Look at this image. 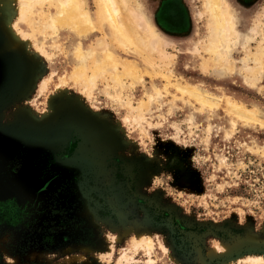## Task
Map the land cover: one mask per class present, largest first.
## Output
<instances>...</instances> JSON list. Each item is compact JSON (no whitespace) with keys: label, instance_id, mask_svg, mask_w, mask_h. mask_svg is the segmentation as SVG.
Returning a JSON list of instances; mask_svg holds the SVG:
<instances>
[{"label":"rangeland","instance_id":"374dc122","mask_svg":"<svg viewBox=\"0 0 264 264\" xmlns=\"http://www.w3.org/2000/svg\"><path fill=\"white\" fill-rule=\"evenodd\" d=\"M137 1L175 55L172 82L199 86L221 99L219 106L200 112L186 96L166 92L156 74H143L135 85L126 78L117 88L104 71L87 97L84 78L75 76L80 39L67 30L53 38L54 26L37 25L49 2L20 23L30 41L11 52L4 50L3 25L7 16L16 19L17 3L7 7L0 0V264H245L239 259L264 257V128L238 121L222 99L256 109L264 123V74L252 88L239 73L244 37H251L252 52L264 39V6L248 11L228 0L243 34L232 52L236 73L229 75L201 70L200 58L209 57L200 45V54L195 51L207 33L201 0L164 1V24L191 30L184 39L156 23L161 0ZM86 3L95 17V0ZM95 25L81 39L87 51L105 37ZM106 41L122 61L172 76L167 66L151 67ZM141 103L140 113L134 111ZM136 230L154 241L151 263L131 246ZM236 242L240 249L210 257L216 244ZM125 251L134 261L123 260Z\"/></svg>","mask_w":264,"mask_h":264},{"label":"bare ground","instance_id":"6f19581e","mask_svg":"<svg viewBox=\"0 0 264 264\" xmlns=\"http://www.w3.org/2000/svg\"><path fill=\"white\" fill-rule=\"evenodd\" d=\"M201 1L203 11L200 12L199 15L201 17L206 15L208 17V22L206 24L207 33L205 38L197 44L195 51L200 54L201 46L204 52L209 56L208 58H200L201 70L209 71L213 69L217 72L233 75L236 73V67L232 59V52L243 39L238 18L228 0ZM14 2L17 3V6H15L16 19L13 20L11 17L7 16L4 20L3 29L7 38L4 50L16 52L19 51L22 46L29 43L30 40L26 36V31H22L19 25L20 23L30 21L28 20V15L31 14L32 10L35 12V9L49 2L51 9L49 14L37 18V25L39 28L41 26L43 28H52V26H54L53 30H55L56 36L53 38H57L60 32L67 30L71 33L74 32L78 39H80L78 44L74 47L73 52L77 64L75 70L78 69L75 71V76L78 75V77L84 78L86 85L84 86L83 93L86 94L87 97L90 96L94 88H96V79L103 74L102 72L107 71L111 73L110 81H112L113 85L117 88H121L124 85V80L126 78H132V85H135V79H142L143 74L149 75L150 77L156 74L154 76L162 77L163 80L166 81V92L172 88L181 96L182 100L186 96L188 98L187 105L191 101L199 104L200 112L204 111L205 108L211 109L215 106L217 107L221 102V99H211L208 93L201 91L198 88L199 86L192 83H185L183 85L172 82L174 76L171 66L175 60V55L167 52L166 48H168L169 44L149 20V16L141 12V4L137 0H95L96 20L87 9L86 0H3V4L7 7L12 6ZM34 12H32V14H34ZM95 22L104 33V36L114 41L118 48L124 53H133L144 58L149 62L148 64L151 65V67L156 66L161 70H165L164 68L167 66L172 76L167 77L158 72L152 73L148 68L141 71L138 64L122 61L120 58H117L110 49L109 43L106 41L105 37H102L100 40L97 39L96 50L93 48H91V51L85 50L81 39L87 38L90 33H93V31L97 29ZM27 25L31 27V24L28 23ZM260 25L262 26L261 22H259L258 26ZM258 26L251 31L253 34L257 33ZM244 39L246 40L244 50L247 55L242 60L243 67L239 70V73L250 87L256 88L262 81L264 74V39L262 38L263 40L259 42L255 52L250 50L249 43H251V37H244ZM36 49L37 52L46 57V51L44 52V50L38 49V47H36ZM90 60L93 61V65H90ZM250 62H254L256 66H251ZM88 72H92V75H87ZM62 83L66 84L64 81H62ZM47 86L48 81L45 79L41 84L40 92L43 93L47 90ZM61 90V87H56L57 92ZM222 99L226 105L228 114L231 113L235 115L238 121H242L246 125H260L264 128V123L259 118L256 109H249L243 103L234 100L230 96L223 97ZM143 105L144 103H141L140 108L133 110L139 111ZM144 109H146V107ZM261 153L264 157V147ZM133 230L135 229H128L127 232H132ZM135 234L136 235L131 241L132 248L135 250V253L144 250L149 257V263H151L153 261L152 256L155 254V244L152 237L137 230ZM250 241L257 242L256 239H251ZM160 247L164 252H167L165 246L161 244ZM241 247L242 243L240 242L234 245L219 243L210 250L209 255L213 257L218 254H229ZM126 253L125 251L122 257L123 260L126 262L134 261V258L132 256L129 257ZM239 261L245 264H264V257L247 255V257H242ZM226 264H235V261Z\"/></svg>","mask_w":264,"mask_h":264},{"label":"crops","instance_id":"0c3cea01","mask_svg":"<svg viewBox=\"0 0 264 264\" xmlns=\"http://www.w3.org/2000/svg\"><path fill=\"white\" fill-rule=\"evenodd\" d=\"M162 3L160 5V10H159V14H156V23L158 24V26H160L161 30L175 38H186L190 31L188 32L187 27H177L176 29H169V27H167L164 24V8H165V4L166 2H164L165 0H161ZM180 2H182L181 0H178ZM235 2L239 5H241L245 10H252L256 5L258 6H264V0H235ZM183 3L185 4V2L183 1ZM183 5V4H182ZM184 6V5H183ZM185 7V6H184ZM185 11H187V9L185 8ZM161 18V19H160Z\"/></svg>","mask_w":264,"mask_h":264},{"label":"trees","instance_id":"16d2710c","mask_svg":"<svg viewBox=\"0 0 264 264\" xmlns=\"http://www.w3.org/2000/svg\"><path fill=\"white\" fill-rule=\"evenodd\" d=\"M166 8H167V6H165L163 12L166 11V13H169L167 10H165ZM179 16H180V15H178V17H179ZM164 217H165V214H163V213L160 212V216H157V217H156V220H158V221H162V220L165 219Z\"/></svg>","mask_w":264,"mask_h":264}]
</instances>
